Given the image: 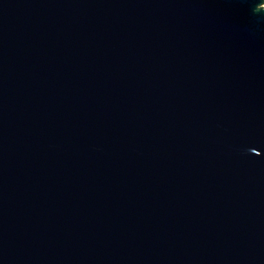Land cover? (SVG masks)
Instances as JSON below:
<instances>
[{"label": "water", "instance_id": "water-1", "mask_svg": "<svg viewBox=\"0 0 264 264\" xmlns=\"http://www.w3.org/2000/svg\"><path fill=\"white\" fill-rule=\"evenodd\" d=\"M0 264H264V0H0Z\"/></svg>", "mask_w": 264, "mask_h": 264}]
</instances>
